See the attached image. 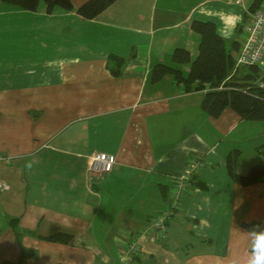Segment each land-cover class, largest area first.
Wrapping results in <instances>:
<instances>
[{"label": "crops", "instance_id": "obj_1", "mask_svg": "<svg viewBox=\"0 0 264 264\" xmlns=\"http://www.w3.org/2000/svg\"><path fill=\"white\" fill-rule=\"evenodd\" d=\"M86 1L34 11L0 1V155L11 158L0 161L10 186L0 192V263L246 264L251 231L264 229V180L237 184L227 161L262 149V124L230 108L214 119L202 109L206 91L187 93L172 75L153 81L157 64L189 76L192 62L178 65L173 54L199 55L194 20L216 22L228 41L212 16L241 6L118 0L87 20L77 13ZM113 55L125 59L118 76ZM99 154L116 158L112 172H91ZM193 163L176 202L175 181ZM258 164L264 156L238 159L235 173ZM171 210L165 239L153 220ZM57 233L70 237L48 239ZM134 242L141 259L126 263L119 249Z\"/></svg>", "mask_w": 264, "mask_h": 264}, {"label": "trees", "instance_id": "obj_2", "mask_svg": "<svg viewBox=\"0 0 264 264\" xmlns=\"http://www.w3.org/2000/svg\"><path fill=\"white\" fill-rule=\"evenodd\" d=\"M0 1L29 11L37 10L41 2H45L48 9L61 7L72 10L74 7L73 0ZM116 1L118 0H88L77 9V13L83 19H94ZM263 4L264 0H254L249 11L252 13L262 8ZM192 29L201 37L197 58L192 61L190 51L185 48H177L173 54L174 63L178 65L192 62L189 76L185 77L179 68L157 64L153 71V81L158 82L166 75H172L177 84L181 85L187 93L206 91L202 109L214 119L221 117L224 111L230 108L243 121L264 123V90L261 88L264 74L257 67L235 68L233 52L238 49L239 43L232 41V48L228 49L227 41L218 33L216 22L194 20ZM110 62L113 74L120 75L125 59L113 55ZM236 162L237 158L230 156L227 167L237 184L252 186L264 180V165H255L251 167L247 175H239L235 173ZM191 181L194 187L202 190L208 188L206 182L196 175L192 176ZM69 237L67 234L57 233L48 239L65 242ZM133 258L140 260L141 256L137 255ZM0 264H24V261L22 258L17 262L4 261Z\"/></svg>", "mask_w": 264, "mask_h": 264}, {"label": "built area", "instance_id": "obj_3", "mask_svg": "<svg viewBox=\"0 0 264 264\" xmlns=\"http://www.w3.org/2000/svg\"><path fill=\"white\" fill-rule=\"evenodd\" d=\"M236 4L243 3L244 0H230ZM250 23L245 28L246 37L237 51L235 56V68L241 67H257L264 74V8H260L251 13ZM261 88L264 90V81L261 83ZM0 161L11 163V158L0 155ZM116 158L99 154L92 159L90 170L94 174L110 173L113 170ZM197 168L196 163H193L188 171L176 179L173 191L174 201H179L182 193L186 190L191 175ZM9 184L0 180V192L8 191ZM174 214V211H167L153 220L154 227L159 230L162 238L166 237L165 223ZM140 246L137 242L130 244L124 255V261L130 262L134 256L140 255Z\"/></svg>", "mask_w": 264, "mask_h": 264}, {"label": "rangeland", "instance_id": "obj_4", "mask_svg": "<svg viewBox=\"0 0 264 264\" xmlns=\"http://www.w3.org/2000/svg\"><path fill=\"white\" fill-rule=\"evenodd\" d=\"M254 0H244L243 3L239 4L241 7H230L226 5H220L217 10L215 11V14L212 16L214 19L218 21L219 28L227 35L230 34L227 41V48H230V43L232 41L238 40L240 42H243L246 33L245 28L250 23V16L251 12L249 11V7L253 4ZM262 8H264V4L262 5ZM231 23V28H230ZM243 69V67H241ZM240 68V69H241ZM264 128V123H259ZM262 149L258 150L255 148V146L246 148L245 150H240L239 155L237 156V152L233 154V157L237 158V161L239 159L242 163H248L250 162L254 157L256 156H264V145L261 146ZM237 165V162H236ZM259 165V164H258ZM264 165V164H263ZM164 213V212H162ZM158 218V217H156ZM155 218V219H156ZM166 227V226H165ZM166 229V228H165ZM123 246L121 249H119V252L121 251V254L125 255L127 248H124ZM112 256V255H111ZM136 261V259H135ZM137 263V262H136ZM24 264H28L27 261H24ZM98 264V263H97ZM115 264V263H114ZM143 264H153L152 261H145Z\"/></svg>", "mask_w": 264, "mask_h": 264}, {"label": "clouds", "instance_id": "obj_5", "mask_svg": "<svg viewBox=\"0 0 264 264\" xmlns=\"http://www.w3.org/2000/svg\"><path fill=\"white\" fill-rule=\"evenodd\" d=\"M251 252L246 264H264V229L253 230Z\"/></svg>", "mask_w": 264, "mask_h": 264}]
</instances>
